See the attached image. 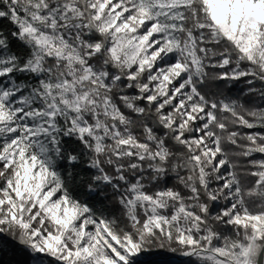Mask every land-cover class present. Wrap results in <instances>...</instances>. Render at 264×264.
<instances>
[{"label":"rangeland","instance_id":"1","mask_svg":"<svg viewBox=\"0 0 264 264\" xmlns=\"http://www.w3.org/2000/svg\"><path fill=\"white\" fill-rule=\"evenodd\" d=\"M10 1L11 18L34 57L26 67L14 70L12 57L0 43V230H16L38 258L37 264L45 257L59 264H139L147 254L144 236L149 243L166 239L186 247L185 253L203 264H256L264 212H233L238 195L235 180L231 173H219L226 161L217 142L209 138L208 115L191 102L190 63L185 58L190 49L181 47L176 38L184 14L199 0ZM201 3L207 35L215 41L226 38L264 71V0ZM218 67L224 71L223 79L254 97L257 109L249 137L264 139V88L239 83L244 73L230 69L227 55L219 57ZM119 83L135 89L132 97L123 99L157 108L166 127L173 128L188 149L210 202L218 206L222 201L227 207L210 216L204 203H198L200 213L176 206L174 193L148 194L140 177L128 180L117 166L120 187L97 159L93 166L102 184L117 190L128 211L129 232L113 233L86 208L59 194L54 174L48 171L60 133L57 117L69 123L67 132L87 145L93 143L97 153L107 149L117 159H142L141 151L134 152L135 141L123 138L113 123L120 119L119 111L107 98L93 94L97 87L110 89ZM94 107L101 109V116ZM85 114L94 116V124ZM247 154L257 157L254 192L263 202L264 144L250 147ZM156 155L164 158L162 150ZM205 216L244 231L241 235L235 231L234 238L221 235L210 228ZM257 232L252 251L250 239ZM211 251L220 258L212 257Z\"/></svg>","mask_w":264,"mask_h":264},{"label":"trees","instance_id":"2","mask_svg":"<svg viewBox=\"0 0 264 264\" xmlns=\"http://www.w3.org/2000/svg\"><path fill=\"white\" fill-rule=\"evenodd\" d=\"M11 9L10 0H0V12L4 14L0 18V43L12 57L14 70H20L28 65L34 54L32 48L20 37L19 29L11 18ZM206 24L204 6L199 0L189 13L184 14L181 26L176 31L178 44L190 49L185 58L190 63L191 102L201 108L202 114L208 115L209 138L217 142V148L226 161V166L219 173L223 175L231 173L234 177V189L238 195L233 212L236 215L243 212L261 213L264 212V200L261 202L254 192V185L258 179L254 175L257 157L247 154L250 147H260L264 144V139L257 138L252 141L249 137L253 132L249 125L255 120L257 105L251 94H245L238 84H229L222 78L224 71L218 67L219 57L222 55L230 57V69L236 68L239 73H244L239 83L247 86H250L251 82L255 87L263 89L264 71L258 62L254 63L242 57L234 44L226 38L221 37L215 41L209 37ZM89 39L98 40L97 37ZM193 59L196 61L195 66L192 65ZM225 72L230 74V71ZM27 79L21 78L26 81ZM93 94L107 98L119 111L121 117L113 123L123 138L135 141L137 147L134 152L141 151L142 159L139 160L137 157L117 159L107 149L97 153L93 143L87 145L73 132H67L69 123L57 117L55 125L60 133L48 171L54 174L59 194L64 195L71 203L86 208L93 219L104 222L113 233L129 232L126 228L129 224L128 211L120 203L117 190L111 185L102 184L101 174L93 166L97 159L104 173L120 187L122 184L116 180L117 166L121 167L123 176L128 180L140 177L148 194L159 191L174 193L175 199L172 203L176 206L182 204L200 213L199 205L204 203L210 216L217 213L220 207L228 206L222 201L218 206L210 202L198 179V170L189 159L188 149L173 128L166 127L157 108L143 101L123 99L124 95L126 98L132 97L135 94L134 88L127 89L125 84L119 83L110 89L97 87ZM129 101L133 103L132 107L127 105ZM93 110L96 113L99 111L98 116H101L99 107H94ZM85 116L90 124H94L93 115ZM160 150L164 153L162 159L156 155ZM132 164H135V167L132 168ZM204 218L208 225H212L210 228L221 235L230 234L231 238H234L235 231H240V235L244 231L236 224H225L224 221L209 219L207 216ZM0 231V264H37L38 258L16 230L10 232L2 228ZM136 238L135 234L133 239ZM146 240L144 236L147 254L144 255V261L139 264H203L199 259L191 257L186 260H172L188 251L186 247L172 241L158 239L154 243H149ZM259 242L260 251L264 246V234ZM259 251L255 254L256 258ZM38 264L59 263L45 257L40 259Z\"/></svg>","mask_w":264,"mask_h":264},{"label":"water","instance_id":"3","mask_svg":"<svg viewBox=\"0 0 264 264\" xmlns=\"http://www.w3.org/2000/svg\"><path fill=\"white\" fill-rule=\"evenodd\" d=\"M263 256H264V246L259 251L258 257L256 259V264H264V262H263ZM190 257H191V255H187L185 253L181 257L172 258V260H186L187 258H190Z\"/></svg>","mask_w":264,"mask_h":264},{"label":"built area","instance_id":"4","mask_svg":"<svg viewBox=\"0 0 264 264\" xmlns=\"http://www.w3.org/2000/svg\"><path fill=\"white\" fill-rule=\"evenodd\" d=\"M73 60H74V58H72ZM67 64L69 65V67H71L72 66V62H70V60H68L67 61ZM248 218V217H247ZM245 225V224H244ZM237 233L236 234H238V231H236ZM259 232V231H258ZM258 232L256 233V234H254V238L253 239H250V243H251V247H252V251H253V248H254V246H255V244H256V241H257V238H258ZM252 234H253V232H252ZM209 254H212V253H214V252H208ZM215 254V253H214ZM216 255V254H215ZM218 258H220V256H218V255H216Z\"/></svg>","mask_w":264,"mask_h":264},{"label":"bare ground","instance_id":"5","mask_svg":"<svg viewBox=\"0 0 264 264\" xmlns=\"http://www.w3.org/2000/svg\"><path fill=\"white\" fill-rule=\"evenodd\" d=\"M212 257H217L214 253L210 254ZM263 262H264V256H263Z\"/></svg>","mask_w":264,"mask_h":264}]
</instances>
